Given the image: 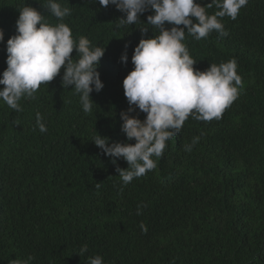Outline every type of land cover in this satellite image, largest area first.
I'll return each instance as SVG.
<instances>
[{"label": "trees", "instance_id": "obj_1", "mask_svg": "<svg viewBox=\"0 0 264 264\" xmlns=\"http://www.w3.org/2000/svg\"><path fill=\"white\" fill-rule=\"evenodd\" d=\"M58 2L71 9L63 22L75 39L85 36L106 48L98 68L104 88L90 94L95 104L85 113L72 86H61L62 68L34 98L21 99L23 111L0 100V264L29 255L31 264H87L95 255L104 264H264V0H248L235 20L220 18L225 37L213 31L195 40L186 33L194 68L235 58L243 86L220 119L190 115L162 156L153 157L156 168L127 185L116 172L127 162L114 164L92 140L99 133L111 142H135L121 130L120 113L129 107L122 82L139 40L155 35L147 25L152 12L117 28L123 14L112 5ZM46 3L0 0V74L19 8L34 7L58 23ZM218 10L206 7L210 15ZM125 45L126 64L120 61ZM37 113L46 132L36 124ZM131 115L143 120L146 114ZM194 137L199 141L185 151ZM141 204L147 206L137 215ZM84 245L87 252L77 254Z\"/></svg>", "mask_w": 264, "mask_h": 264}, {"label": "clouds", "instance_id": "obj_2", "mask_svg": "<svg viewBox=\"0 0 264 264\" xmlns=\"http://www.w3.org/2000/svg\"><path fill=\"white\" fill-rule=\"evenodd\" d=\"M102 7L114 6L123 15L117 20V28L136 24L148 11L147 25L155 29V35L142 38L131 57L133 69L123 79L124 95L128 109L121 111V130L130 142H111V138L97 133L92 142L103 154L127 162V168L116 167L124 185L134 178L156 168L153 157L162 156L166 142L180 133L186 119H220L222 113L239 95L242 78L237 73L235 58L219 65L211 63L201 71L194 68L196 61L184 43L186 33L195 40L207 38L216 31L221 37L228 35L220 18L235 20L248 0H211L201 6L196 0H98ZM215 5L218 11L208 14L206 7ZM58 23L50 24L36 8L26 4L19 8L16 34L6 42V69L0 74V100L16 112L23 111L20 101L32 99L42 84H47L61 74V86H72L79 95L85 113L92 110V92L99 93L104 84L98 71L106 48L93 45L85 36L73 37L70 26L63 22L71 15L69 7L58 0H47L44 6ZM171 25V27H166ZM182 26V27H181ZM149 27L140 28L142 34ZM158 33V34H157ZM4 30L0 28V42ZM76 50V56L71 54ZM120 61L128 62L127 45ZM146 114L141 120L131 115L136 110ZM40 132L47 127L40 113L36 114ZM199 141L194 137L185 151L191 152ZM147 205L137 206V215ZM146 232L147 227L140 225ZM87 252V245L80 248L79 255ZM35 259H12L9 264H31ZM87 264H104L100 255L87 258Z\"/></svg>", "mask_w": 264, "mask_h": 264}]
</instances>
